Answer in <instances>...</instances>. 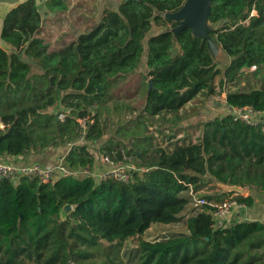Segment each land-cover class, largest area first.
Wrapping results in <instances>:
<instances>
[{"label":"trees","instance_id":"trees-1","mask_svg":"<svg viewBox=\"0 0 264 264\" xmlns=\"http://www.w3.org/2000/svg\"><path fill=\"white\" fill-rule=\"evenodd\" d=\"M43 1L49 17L30 0L3 25L12 50L0 46V157L67 148L71 169L92 166L97 151L137 170L127 183L0 179V264H124L123 247L134 238L136 264H264V221L216 228L210 204L185 217V233L143 237L153 224L180 223L189 204L183 194L211 182L248 188L236 196L247 207L255 193L264 195V123L227 113L186 125L190 110L199 116L225 88L228 107L264 113V0H211L208 35L229 59L224 67L207 39L188 27L175 34L178 23L161 15L186 0H119L57 39L61 20L77 15L87 23L92 11L81 9L85 2ZM135 74L145 94L130 105L115 94ZM155 120L164 129L152 130ZM188 128L200 131L195 140V132L177 137ZM231 193L201 197L219 203ZM66 204L73 210L63 218Z\"/></svg>","mask_w":264,"mask_h":264},{"label":"built area","instance_id":"built-area-1","mask_svg":"<svg viewBox=\"0 0 264 264\" xmlns=\"http://www.w3.org/2000/svg\"><path fill=\"white\" fill-rule=\"evenodd\" d=\"M226 89L221 96V105L226 112H219L218 109L213 110L217 115L232 114L235 120H239L249 125H259L264 123V113L254 110L253 108H230L225 99ZM69 110L59 112L58 118L64 121ZM82 128V138L86 133L89 125V117H81L78 119ZM68 152V151H67ZM67 152L58 156L53 165L44 167L40 164L14 163L0 157V179H10L15 182L22 177L38 179L41 182L47 183L55 181L62 177L71 175L78 177H91L96 181L116 180L127 183L133 178L134 172L137 170L134 166L115 162L110 156L95 153V162L92 166L80 167L71 169L66 163ZM238 194L230 195L224 198L219 203H209L204 197L196 198L193 196V206L204 209L206 205H211L213 208L210 211L214 218L216 228L226 227L234 218V215L245 211L248 207L245 203L239 202L236 198Z\"/></svg>","mask_w":264,"mask_h":264},{"label":"rangeland","instance_id":"rangeland-1","mask_svg":"<svg viewBox=\"0 0 264 264\" xmlns=\"http://www.w3.org/2000/svg\"><path fill=\"white\" fill-rule=\"evenodd\" d=\"M74 2H85L83 4V6L81 7V9L85 10V11H92V17L88 18L87 23H84L83 21H80V19H78L77 15H69L68 18L61 20V22L59 23L61 26V30H57L56 31V35H55V39H57L61 34H71L72 32H74L75 30L79 29V28H86L87 24H92L93 20L95 21V18L93 19V16L95 15V17H97V19L99 20V12L102 10V7H100L99 5V1L98 0H74ZM119 0H109V5H111V7L116 8L118 6ZM89 4V6H88ZM40 9H43V5L39 6ZM110 7V6H109ZM43 16L44 18H46V16L48 15L46 9L44 8L42 10ZM166 17H171V14L165 15ZM80 22V24L78 23ZM170 26V25H169ZM158 30V28L154 27L153 32H156ZM67 40H69V38H67ZM213 54L215 55L214 57L217 60V63L220 67H224L226 65V63L228 62V58H226V56L221 52L215 49V47L213 46L212 48ZM220 78H217V81ZM142 80L141 77L138 74H135V76H131L128 80V82L126 84H124V89L120 90L118 92H116L115 95L119 96V98L126 102L129 103L130 105L133 104H138L142 97L145 94V86H143L141 84ZM234 86V85H233ZM226 89V88H225ZM218 90H220V88L218 87ZM222 94H224L223 92L219 93L215 95L214 97H212L211 99L208 100L207 103L200 105V114L198 116V114L195 112H189L190 117L186 118V125L192 123L194 120H198V119H208L210 117H214L215 115H217L216 112H214L213 110L218 109L219 112L224 111L223 106L221 105V96ZM188 106L190 104H187ZM140 106V105H139ZM141 109V108H140ZM139 109V110H140ZM227 109H225L224 112H226ZM196 113V115H195ZM113 116L108 115L112 120H111V126H110V130L115 129L114 126L112 125V122L114 119H117L118 116L116 115L115 112L112 113ZM130 116V115H128ZM154 126L152 127V130H158L163 128L164 129V123L160 120H155L153 121ZM186 131V132H184ZM181 133H179L177 135L178 138L180 137H184L187 134H192L195 131L192 130V128H188L187 130H184ZM184 132V133H183ZM199 130H197L193 135L192 138L195 140L197 138V136L199 135ZM186 133V134H185ZM161 139V138H159ZM165 142V141H164ZM163 142V144H164ZM130 164L133 165V163L129 162ZM126 164V163H124ZM135 166V165H134ZM192 189V188H191ZM222 191H226L223 186H221V184L215 183V182H211L210 184H206V186L204 187L203 190L198 191V192H194L192 189V194L194 195V197L199 198L203 195H213V194H220L222 193ZM189 191H186L183 195L187 196L189 198V204L187 206V208L185 209V211L182 213L183 219L181 220L180 223H176V224H153L143 235V237L148 240V241H155V240H160L169 236H173V235H177V234H181V233H185L187 232V228L185 225V217L190 214V213H196L199 211V208L197 209L196 207L193 206V203L191 204V200H192V195ZM251 191L246 188V191L241 194L243 196H247L248 194H250ZM239 194V193H237ZM230 195H235V193H231ZM227 195L223 198L228 197ZM256 196V203L254 208H251L254 211H259L258 209H262V207L264 206V195L261 194H257L255 193ZM256 212H250L248 213V216L244 217V220H253V218L255 219L257 216H254ZM251 215V217H250ZM249 217V218H248ZM136 243H138V238H134V239H130L128 240L122 250V258L124 261V264H136L138 261V250L136 248Z\"/></svg>","mask_w":264,"mask_h":264},{"label":"water","instance_id":"water-1","mask_svg":"<svg viewBox=\"0 0 264 264\" xmlns=\"http://www.w3.org/2000/svg\"><path fill=\"white\" fill-rule=\"evenodd\" d=\"M30 0H0V39L3 25L7 15L21 4ZM42 1V0H40ZM37 3V0H36ZM38 5V4H37ZM171 14V17L165 15ZM211 14V0H186L184 5L176 12L162 13L161 15L178 23V26L173 29L177 34L183 28H191L194 35L208 40L209 48L213 54L212 48L220 51L219 46L208 35L209 25L208 19ZM3 40V39H2ZM214 55V54H213ZM215 56V55H214ZM149 90L153 87L152 79L148 80ZM226 191L243 194L246 191L245 187L221 185ZM73 210L71 204H66L61 210V217L65 218ZM75 264V263H72Z\"/></svg>","mask_w":264,"mask_h":264},{"label":"crops","instance_id":"crops-1","mask_svg":"<svg viewBox=\"0 0 264 264\" xmlns=\"http://www.w3.org/2000/svg\"><path fill=\"white\" fill-rule=\"evenodd\" d=\"M98 1H99L100 7H102V10L99 12L100 13L99 14V18H100L101 17V14H102V12H103V10L105 8V6H110L111 7V5H109V0H98ZM37 4L39 6H42L43 5V9L45 8L46 11H47V8L44 5V1L43 0L42 1L37 0ZM47 13H48V11H47ZM46 17H49V14ZM0 46L3 49H5L6 51H8V52H11V50H12V48L10 47V45L8 43H6L2 39H0ZM184 132H186V131H184ZM67 151H68L67 148H62V149H57V150L51 149V150H49L47 152H44V153L30 154V155L21 156V157H19V156L18 157L7 156V157H5V159L7 161L14 162V163L40 164V165H42L44 167H47V166L53 165L55 163L57 157L60 156V155H62V154H64V153H66ZM251 208H254V206L253 207H248L245 211L235 214L233 219L234 220L237 219V220H241L242 221V220H244V217L245 216L246 217L248 216V213L251 210V212H256L254 216H257V217L255 219H259V220H263L264 221V206L262 207L261 210L258 209L259 211H257V210L254 211ZM250 217H251V215H250ZM253 220H254V218H253Z\"/></svg>","mask_w":264,"mask_h":264}]
</instances>
